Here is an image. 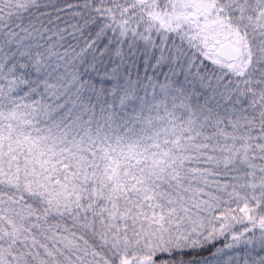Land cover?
<instances>
[{
  "label": "snow or ice",
  "instance_id": "1",
  "mask_svg": "<svg viewBox=\"0 0 264 264\" xmlns=\"http://www.w3.org/2000/svg\"><path fill=\"white\" fill-rule=\"evenodd\" d=\"M0 264H264V0H0Z\"/></svg>",
  "mask_w": 264,
  "mask_h": 264
}]
</instances>
